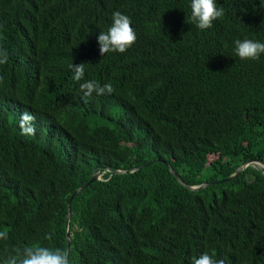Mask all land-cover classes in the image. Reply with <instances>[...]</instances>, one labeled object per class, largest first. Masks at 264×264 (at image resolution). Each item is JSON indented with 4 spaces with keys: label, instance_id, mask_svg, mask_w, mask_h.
<instances>
[{
    "label": "trees",
    "instance_id": "obj_1",
    "mask_svg": "<svg viewBox=\"0 0 264 264\" xmlns=\"http://www.w3.org/2000/svg\"><path fill=\"white\" fill-rule=\"evenodd\" d=\"M190 5L0 0V264L30 245L67 251L68 232L70 264H192L205 251L264 264V168L224 180L264 161V54L234 52L264 42V0H216L224 15L205 30ZM115 11L137 39L102 56ZM88 80L114 92L85 99ZM25 111L34 135L21 134ZM169 167L208 185L186 189Z\"/></svg>",
    "mask_w": 264,
    "mask_h": 264
},
{
    "label": "clouds",
    "instance_id": "obj_2",
    "mask_svg": "<svg viewBox=\"0 0 264 264\" xmlns=\"http://www.w3.org/2000/svg\"><path fill=\"white\" fill-rule=\"evenodd\" d=\"M190 21L198 29L205 30L212 27L213 21L224 15V9L218 8L216 0H191ZM136 33L132 27L129 16L115 11L112 14V24L106 32H100L97 42L100 45V54L104 56L109 52L124 53L136 41ZM235 55L241 60H256L261 54H264V42L252 39H237L235 42ZM8 56L6 50H0V64L7 63ZM69 68L74 73L73 78L80 81L84 76V63L70 64ZM3 77L0 76V81ZM79 91L83 93L84 98L90 97L94 92L97 95H111L114 88L111 83L100 85L99 83L88 80L79 85ZM35 116L25 111L20 118V129L22 135H34L35 126L33 121ZM7 233L0 232V239H6ZM47 239H51L49 234ZM15 254L10 255L4 264H70L69 253L66 250L56 248L51 249L40 245L25 246L23 249L15 248ZM192 264H225L224 260L214 259V253L207 251L192 257Z\"/></svg>",
    "mask_w": 264,
    "mask_h": 264
},
{
    "label": "water",
    "instance_id": "obj_3",
    "mask_svg": "<svg viewBox=\"0 0 264 264\" xmlns=\"http://www.w3.org/2000/svg\"><path fill=\"white\" fill-rule=\"evenodd\" d=\"M249 165H254L257 166L258 168H264V161L256 159V160H250L247 161L246 163H244L242 166H240L239 168H237V170L235 171V173H233L231 176H229L228 178L224 179V180H233L236 177H238L246 167H248ZM170 172L173 174V176L177 179V181L184 186L186 189L192 190V191H199L203 188H205L208 184L207 183H203L200 185H194V186H190L188 184H186L181 177L175 172V170L172 167H169ZM128 172L127 170H116L115 173H126ZM105 173V171L103 173H95L92 178L90 179V181L88 183H86L85 185H83L82 187H80L79 189L75 190L72 197L70 198L69 202H68V210L70 211L71 208V203H72V199L80 192L82 191L85 187H87L89 185L90 182L96 181V180H101L102 179V175ZM69 221H70V212H68L67 214V227H69ZM67 237H68V244H67V252L69 253L70 251V243H71V234L68 232L67 233Z\"/></svg>",
    "mask_w": 264,
    "mask_h": 264
}]
</instances>
